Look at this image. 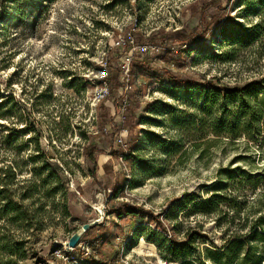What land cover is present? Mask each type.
I'll return each mask as SVG.
<instances>
[{"label":"rangeland","instance_id":"obj_1","mask_svg":"<svg viewBox=\"0 0 264 264\" xmlns=\"http://www.w3.org/2000/svg\"><path fill=\"white\" fill-rule=\"evenodd\" d=\"M205 1L0 0V182L15 173L7 190L18 202L31 194L35 173L48 174L46 162L58 166L71 198L76 196L70 205L78 215L66 218L60 198L56 209L46 201L40 212V204L26 196L19 202L23 220L0 219V264H81L90 255L89 240L78 247L83 257L62 250L71 252L64 245L74 227L93 223L112 235L119 230L113 245L124 264H255L257 258L264 264L262 231L253 237L255 223L264 218V132L257 142L207 135L222 118L221 98L202 88L176 91L167 79L146 86L143 94L146 80L137 76L142 121L134 162L129 167L124 155H112L126 133L95 139L105 63L114 62L116 52L121 58L129 52L116 51L115 43L130 41L135 33L204 31L215 16L221 26L214 34L186 43H134L138 48L132 53L155 46L140 55L156 69H167L168 51L183 53L178 73L200 85L212 79L230 87L264 80V0H223L222 10L204 16L189 10ZM258 101L264 103V86ZM176 116L184 119V128L175 127ZM123 117L116 113L117 126ZM90 145L99 151L88 163ZM94 160L110 161L115 174L106 178L97 171L94 178ZM117 175L122 190L112 198ZM125 203L142 214L120 219L110 211ZM158 217L165 230L151 222Z\"/></svg>","mask_w":264,"mask_h":264},{"label":"trees","instance_id":"obj_2","mask_svg":"<svg viewBox=\"0 0 264 264\" xmlns=\"http://www.w3.org/2000/svg\"><path fill=\"white\" fill-rule=\"evenodd\" d=\"M223 8V0H206L203 5H192L189 10L193 14H204L209 10L220 11ZM206 28L204 31H199L198 28L189 29L182 28L172 33H165L163 29L158 32L152 33L149 37H144L139 33L133 34L132 38L135 44H145V43H155L158 39L173 40L180 43H186L190 41L193 37L198 35L209 36V34H214V31L221 26V22L216 19L215 16L211 18L210 21L205 22ZM136 32V31H134ZM206 42L208 40H205ZM207 47V45H206ZM130 49V45L126 47V50ZM119 51V48L116 49ZM117 57L114 62H117L121 55L116 52ZM163 62L167 65V69H156L153 66V62L150 58L146 56H141L135 54L131 60L130 65V78L132 89L129 93H125L124 84L122 83L123 69L117 66L114 62L106 61V77L105 82L108 86V96L102 99L98 103L97 109V123L99 126V132L95 135V139H100L103 136H118L119 134L126 133V139L122 140L117 145V150L112 153L113 156L117 154L124 155L126 159L125 162L129 165L134 162L133 152L137 148L140 142V127L142 118L138 116V112L141 110V101L137 97V87L135 86V79L137 76H141L145 79V85L143 87V94L146 92V86L151 83L164 82L167 79L170 83V87L176 91L184 90L188 87L202 88L208 96L214 98H221L224 101L222 110V118L215 126V129H208L206 134H212L215 137H224L231 140H237L241 137L247 138L251 142H257L264 132L263 124L264 120V103H259L258 94L263 89V81L249 82L242 86H226L216 83L215 80H210L204 82V85L198 84L197 81L192 79H183L182 75L178 73L181 70L182 65L185 62V57L183 53H174L173 51H168ZM115 64V65H114ZM174 66L175 71H171L169 66ZM163 71V73H162ZM144 96V95H143ZM125 112L122 120L121 126H117L115 123V115L118 113V106L124 105ZM235 104V105H233ZM151 103L147 104L145 110L149 109ZM184 119L182 117L176 116L174 118V124L176 128H184L186 126ZM205 122L203 123V125ZM109 127V129H108ZM205 134V135H206ZM99 151L96 145H90L86 151V160L91 163L93 159V153ZM103 156V155H102ZM119 162V158L116 159ZM32 163H35V159H31ZM92 175L95 178L97 171H100L103 177L108 178L115 174L114 168L110 161L101 164L97 160L93 161ZM48 171L46 176H40V174L35 173L34 177L39 176V178H34L32 186L29 190H32L31 194L28 196L27 193L21 196V199H12L13 193L11 190H7L11 186L13 181H16L15 173L12 174L11 178L4 179V182H0V199H2L0 207V219L4 222H16L23 220L25 213L23 212V203H19L28 197L31 200V204H40L39 211L43 212L46 206V201L51 203V208L56 209L57 199L61 200L59 203L62 205L63 215L70 220H76V209L70 205L71 202L75 200L76 196L73 195L71 198V193L69 185L64 181L63 176L60 173L58 166H53L46 162L44 167ZM36 172V171H35ZM260 180V178H259ZM55 182V185H52ZM119 175L116 176L114 185H112V198L117 196L122 190V183ZM105 195L109 197L108 191H105ZM111 198V200H112ZM45 211V210H44ZM113 215L121 218H131L134 220L139 215L142 214L143 210L139 207H133L130 204H122L118 208L113 206L110 209ZM114 222V221H113ZM112 222V224H113ZM151 222L155 223L157 227L161 230H165V225L162 223L160 218H152ZM77 227H74V231H77ZM262 231L261 236H264V218L258 219L254 226L253 237H259L258 231ZM120 232L117 230L115 234H110V230L101 224L92 226L82 237L81 242L90 241V255L85 258V251H79L78 248L71 252H63L66 256L79 255L83 257L81 264H124L119 260V246L113 245V242L117 238H120ZM176 235V234H175ZM173 235L171 238V243L174 246H179L176 241V236ZM197 236H201V233H196ZM238 242V241H236ZM255 264H261V259L257 258Z\"/></svg>","mask_w":264,"mask_h":264},{"label":"built area","instance_id":"obj_3","mask_svg":"<svg viewBox=\"0 0 264 264\" xmlns=\"http://www.w3.org/2000/svg\"><path fill=\"white\" fill-rule=\"evenodd\" d=\"M130 45V49L129 52H127L121 59L122 64H120V67L123 69V75H122V83L124 84V90L125 93H129L130 90L132 89V85L130 82V65H131V60L133 59L135 54H141V55H146V54H150L151 52H153L156 47L155 46H142L139 47L140 52L138 53H132L136 50V48H138L137 45L134 44L133 38H130V41H128V39H120V41L118 40L115 43V46H117L119 49L122 50H126V47ZM132 45V46H131ZM126 50V51H128ZM157 51H160V49L157 48ZM171 68H174V66L172 65ZM106 73H104L103 78L105 79L106 77ZM101 89H100V95H99V99H97V102L99 103L102 99L106 98L108 96V86L107 83L105 81L102 82L101 84ZM118 114L123 115L125 112V105H119L118 108ZM119 142H122V140H119Z\"/></svg>","mask_w":264,"mask_h":264},{"label":"water","instance_id":"obj_4","mask_svg":"<svg viewBox=\"0 0 264 264\" xmlns=\"http://www.w3.org/2000/svg\"><path fill=\"white\" fill-rule=\"evenodd\" d=\"M98 223H93L89 225H83L81 226L72 236L71 238L65 243L64 247L67 250L73 251L76 248L79 247L81 243V239L83 235L94 225H97Z\"/></svg>","mask_w":264,"mask_h":264},{"label":"bare ground","instance_id":"obj_5","mask_svg":"<svg viewBox=\"0 0 264 264\" xmlns=\"http://www.w3.org/2000/svg\"><path fill=\"white\" fill-rule=\"evenodd\" d=\"M144 246V242H142L141 246L137 248L135 251H141V248Z\"/></svg>","mask_w":264,"mask_h":264}]
</instances>
